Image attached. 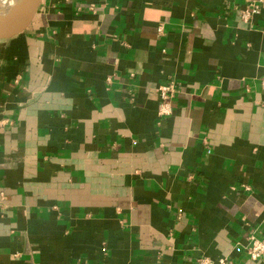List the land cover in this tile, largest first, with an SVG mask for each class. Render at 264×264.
<instances>
[{
	"label": "crops",
	"instance_id": "1",
	"mask_svg": "<svg viewBox=\"0 0 264 264\" xmlns=\"http://www.w3.org/2000/svg\"><path fill=\"white\" fill-rule=\"evenodd\" d=\"M48 4L0 41V264H264V0Z\"/></svg>",
	"mask_w": 264,
	"mask_h": 264
},
{
	"label": "water",
	"instance_id": "2",
	"mask_svg": "<svg viewBox=\"0 0 264 264\" xmlns=\"http://www.w3.org/2000/svg\"><path fill=\"white\" fill-rule=\"evenodd\" d=\"M49 0H19L6 12H0V41L25 34L46 12Z\"/></svg>",
	"mask_w": 264,
	"mask_h": 264
},
{
	"label": "built area",
	"instance_id": "3",
	"mask_svg": "<svg viewBox=\"0 0 264 264\" xmlns=\"http://www.w3.org/2000/svg\"><path fill=\"white\" fill-rule=\"evenodd\" d=\"M260 11L259 6L251 9H245L241 12V17L245 22H249L254 14ZM262 88L264 90V77L261 79ZM160 96L159 114L162 117L169 116L173 113V100L177 94L178 88L174 81L165 83L158 88ZM247 255L250 260L264 259V239L258 238L254 235L250 237V244L247 247ZM197 264H237L232 259L222 257L217 260L210 257H202L198 260Z\"/></svg>",
	"mask_w": 264,
	"mask_h": 264
},
{
	"label": "bare ground",
	"instance_id": "4",
	"mask_svg": "<svg viewBox=\"0 0 264 264\" xmlns=\"http://www.w3.org/2000/svg\"><path fill=\"white\" fill-rule=\"evenodd\" d=\"M19 0H0V12H6L16 5Z\"/></svg>",
	"mask_w": 264,
	"mask_h": 264
}]
</instances>
